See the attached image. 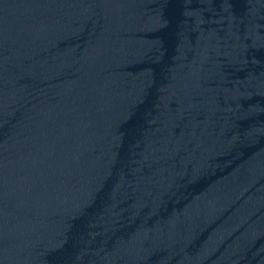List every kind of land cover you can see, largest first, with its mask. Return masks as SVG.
<instances>
[{"label": "water", "instance_id": "water-1", "mask_svg": "<svg viewBox=\"0 0 264 264\" xmlns=\"http://www.w3.org/2000/svg\"><path fill=\"white\" fill-rule=\"evenodd\" d=\"M0 264H264V0H0Z\"/></svg>", "mask_w": 264, "mask_h": 264}]
</instances>
